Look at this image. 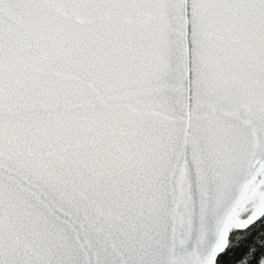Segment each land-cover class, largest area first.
<instances>
[{"label":"snow or ice","instance_id":"6c2138e0","mask_svg":"<svg viewBox=\"0 0 264 264\" xmlns=\"http://www.w3.org/2000/svg\"><path fill=\"white\" fill-rule=\"evenodd\" d=\"M0 264H264V0H0Z\"/></svg>","mask_w":264,"mask_h":264}]
</instances>
